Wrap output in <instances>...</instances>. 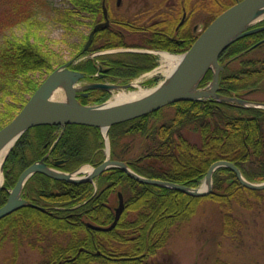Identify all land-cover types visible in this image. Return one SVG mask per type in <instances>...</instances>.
Masks as SVG:
<instances>
[{
  "label": "trees",
  "instance_id": "16d2710c",
  "mask_svg": "<svg viewBox=\"0 0 264 264\" xmlns=\"http://www.w3.org/2000/svg\"><path fill=\"white\" fill-rule=\"evenodd\" d=\"M67 1L70 7L53 6L50 10L68 30L81 24L82 17L89 19L86 24L91 27L103 20V4L108 10L109 25L94 32L86 51L82 52L87 34L81 44L73 45L72 51L80 56L111 47L181 53L197 35L189 26L195 13H205L209 23L237 0H151L124 15L113 13L112 0ZM44 4L50 6L47 0H0V128L44 77L66 62L31 28L39 22L36 17ZM183 13L185 18L179 25ZM256 27L263 28L239 37L219 54L220 95L264 102L263 97H252L264 91V18L250 28ZM21 29L17 35L16 30ZM156 65L157 56L152 53L118 51L97 54L69 68L90 80H100L101 73H107L105 78L125 84ZM211 79L212 70L208 69L198 85L204 86ZM158 80L154 76L143 85L153 86ZM88 92H78L77 100L100 103L109 96L100 89ZM108 139L110 158L145 178L196 187L213 162L227 160L247 181H264V108L214 97L182 100L111 125ZM103 145L98 127L31 126L15 141L3 162V184L12 186L26 166L40 159L65 172L83 163L96 166L103 159ZM211 177L207 194L191 196L140 182L116 166L105 169L93 182H70L34 172L21 189L29 204L0 218V249L11 247L4 261L14 264L19 248L27 247L40 255L37 264H144L167 244L175 228L195 214L203 199L217 204L223 233L234 234L238 222L233 206L252 208L263 198L264 188L244 186L227 166L216 168ZM117 192L122 194L124 208L116 224L106 231L90 228L87 223L106 226L112 222ZM6 195L2 188L0 205ZM214 264L226 262L216 260Z\"/></svg>",
  "mask_w": 264,
  "mask_h": 264
},
{
  "label": "water",
  "instance_id": "95a60500",
  "mask_svg": "<svg viewBox=\"0 0 264 264\" xmlns=\"http://www.w3.org/2000/svg\"><path fill=\"white\" fill-rule=\"evenodd\" d=\"M119 2L120 0L116 1L117 4H119ZM262 10H264V0H237L223 9L202 30H200L188 49L180 54L181 59L177 67L173 70L171 77L162 85H156L155 87L157 88L154 87L155 89L150 93L134 101L108 107H103L106 100L101 103L82 104L76 98V89L73 90L72 100H57L51 97V93L61 81H66L72 85V80L74 78L84 77L85 75L68 67L71 60L66 61L47 74L36 89L30 94L19 111L10 121L0 128V146L9 141H13L3 158L1 168L9 150L19 136L29 127L36 125L79 124L98 127L101 130L105 141L107 157L101 163L92 167L91 172L87 174H79L83 172L80 168L71 172L51 168L43 162V159L29 164L19 173L13 186L11 188H6L8 196L5 202L0 205V218L9 214L17 207L29 204V202L21 196V189L25 181L34 172H40L55 179L70 182L84 180L93 182L94 178L105 169L116 166L123 169L128 175L140 182L178 189L191 196H202L211 190L212 172L220 166H227L233 170L237 179L244 186L252 189H263L264 181H247L243 178L239 169L232 162L227 160H217L208 167L205 176L203 177V181L208 180L209 183L206 189H201V184L196 187H189L183 184L145 178L132 171L122 161L109 158V143L107 139V130L111 125L134 119L153 112L167 104L182 100H199L211 96L216 97L219 100L238 102L245 106L264 108L263 102L245 101L235 97L221 96L217 93L218 74L222 68V65L218 62L219 54L239 37L263 28H249L250 24L264 18L263 15L262 17L249 22ZM102 12L104 20L95 24L89 31L83 51L86 50L90 44L91 37L97 28H104L109 23L107 9L104 4L102 5ZM195 27L196 26H194L193 29H195ZM114 51L156 53L144 49H116ZM211 63H214L215 66H211ZM208 69L212 70V87L208 90H199L197 84ZM115 86L116 85L112 83L97 81L88 83L83 89H102L110 92V89ZM124 86H132V84L128 83L124 84ZM82 94L86 95L87 93L83 92ZM2 187H4L3 183L0 184V189ZM39 208L44 209L43 207ZM123 208L124 203L122 194L121 192H117V205L114 207V218L112 222L106 226L92 223H87V225L95 230H109L116 224Z\"/></svg>",
  "mask_w": 264,
  "mask_h": 264
},
{
  "label": "rangeland",
  "instance_id": "374dc122",
  "mask_svg": "<svg viewBox=\"0 0 264 264\" xmlns=\"http://www.w3.org/2000/svg\"><path fill=\"white\" fill-rule=\"evenodd\" d=\"M47 1L50 6L48 7V5L44 4V6L41 7L40 15L36 17L39 22L34 23L31 28L32 30H34V32L44 38V42L53 50L54 54L57 57L62 58L63 61L71 60V64L74 65L80 60H84L86 58H94L97 55L94 53L97 52H102L98 54H104L107 52L113 53L116 49H144L156 52L151 53L157 56V67L160 66V56L157 54V51H165L160 49L111 47L85 53L80 56L75 55L76 53L72 51L73 45L81 44L83 42L84 36L86 34L88 35L91 27L90 25L86 24V22H88L89 19L82 17L81 24H76L69 30L65 29L53 18L55 15L54 12L50 9L53 6L57 9L70 7V3L67 0ZM116 1L117 0L111 1V7L114 11L113 13H118L120 15H124L127 12L129 13L132 11H136V9L141 7L144 2H151V0H120L119 4H117ZM114 8H117V10ZM208 19L209 17L203 12L195 13L190 19L189 26L191 31L195 34H198L200 30H202L208 24L206 23ZM252 24H250L249 26H251ZM194 26L196 27L193 30ZM22 31L23 29L16 30V34L20 35ZM84 51L82 49V52ZM58 67L59 66L55 67V69ZM157 67H155L154 69H156ZM150 72H146L147 74L145 72L141 73L137 77H134L133 80L130 81V83L133 85L137 84L138 87L151 89L154 87L143 85L145 80L154 76H158L159 80L156 84L158 85L165 79L164 74L160 71L156 73ZM211 80L204 86H199L198 83L197 88L199 90L210 89L212 87ZM90 82L92 81L86 80L85 76L77 77L72 80V85L75 87L76 92L78 93L79 91L81 92L83 87L88 85V83ZM113 84L116 86L110 89L109 98L113 95L114 92L122 90L127 91L137 88L133 85L124 86L119 85V83ZM252 95V97L264 98V91L262 93H254ZM208 97L211 96H207L204 98ZM54 98L57 100H63L61 97ZM187 134L190 138H197L193 133ZM103 144L102 158L105 159V157H107V152L104 138ZM136 150H138V147ZM83 165H90L91 167L94 166L90 163H83L76 169L81 168ZM1 173L4 182V174L2 168ZM79 174H85V172H81ZM202 182L203 179L200 181L199 185ZM116 205L117 202H115V206ZM233 216L236 217L238 222L237 229L235 230L234 234L232 233L231 235H229L228 233H223L222 214L217 204L209 199L201 200L195 214L188 221H185L181 226L174 229L172 236L168 240L167 244L164 247L160 248L155 255L149 257L147 259V264H214L216 260L224 261L226 262V264H264V195L263 198L258 203L254 204L252 208L246 209L234 205ZM10 254L11 247L9 245L5 246L3 249H0V264H7L4 261V258L10 256ZM39 259L40 255L35 250L27 247H20L14 264H37Z\"/></svg>",
  "mask_w": 264,
  "mask_h": 264
},
{
  "label": "bare ground",
  "instance_id": "6f19581e",
  "mask_svg": "<svg viewBox=\"0 0 264 264\" xmlns=\"http://www.w3.org/2000/svg\"><path fill=\"white\" fill-rule=\"evenodd\" d=\"M263 15H264V10L260 11L249 22H251L255 19H258V18L262 17ZM157 54L160 56V66L157 67V65H158V63H157L156 66L151 68V70H153V71L148 70L146 72L151 71V72L156 73V72L160 71L161 73H163L165 76V79L158 84L160 86L163 83H165L171 77L173 70L175 69V67H177V65L181 59V55L168 53L166 51H157ZM210 65L215 66L214 63H211ZM155 67H157V68L154 69ZM133 86H136L137 88L130 89L127 91L122 90V91L114 92L110 98L106 99V102L103 104V107L114 106V105H119V104H123V103L130 102V101H134V100L139 99V98L143 97L144 95L150 93L155 88H157V87H155V88L147 89V88L138 87L137 84H134ZM74 89H75V87L73 85L69 84L66 81H61V83L55 88V90L52 91L51 97L52 98L61 97L62 99H65V100H72V93H73ZM12 142L13 141H9L6 144L0 146V184L3 181V176L1 173V163L3 161V158L6 154V152L9 149L10 145L12 144ZM80 170L85 172V174H87V173L91 172L92 167L90 165H83L80 168ZM208 184H209L208 180H204L201 183L200 188L206 189L208 187Z\"/></svg>",
  "mask_w": 264,
  "mask_h": 264
},
{
  "label": "flooded vegetation",
  "instance_id": "af4514ba",
  "mask_svg": "<svg viewBox=\"0 0 264 264\" xmlns=\"http://www.w3.org/2000/svg\"><path fill=\"white\" fill-rule=\"evenodd\" d=\"M184 18H185V14L183 13V15H182V17H181V19H180V21H179V23H178L179 25H181V24L183 23ZM93 25H94V24H93ZM93 25L91 26V28L93 27ZM108 25H109V23H108ZM108 25H107V26H108ZM107 26H105V27H107ZM91 28H90V30H91ZM97 29H98V28H97ZM193 30H194V29H193ZM106 74H107V73H105V74H104V73H101V75H103V76H102V79H103V80H109V79L105 78ZM104 75H105V76H104ZM5 191H6V190H5ZM6 193H7V192H6ZM6 196H7V195H6Z\"/></svg>",
  "mask_w": 264,
  "mask_h": 264
}]
</instances>
